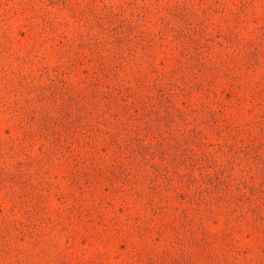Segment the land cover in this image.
Wrapping results in <instances>:
<instances>
[{"label": "rangeland", "instance_id": "rangeland-1", "mask_svg": "<svg viewBox=\"0 0 264 264\" xmlns=\"http://www.w3.org/2000/svg\"><path fill=\"white\" fill-rule=\"evenodd\" d=\"M0 264H264V0H0Z\"/></svg>", "mask_w": 264, "mask_h": 264}]
</instances>
